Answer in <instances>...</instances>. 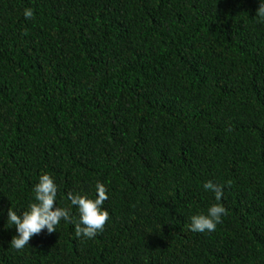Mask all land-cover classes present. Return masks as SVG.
Instances as JSON below:
<instances>
[{"label":"trees","instance_id":"trees-1","mask_svg":"<svg viewBox=\"0 0 264 264\" xmlns=\"http://www.w3.org/2000/svg\"><path fill=\"white\" fill-rule=\"evenodd\" d=\"M261 2L0 0V264H264ZM45 173L77 221L105 185L103 232L11 248ZM209 180L227 215L193 232Z\"/></svg>","mask_w":264,"mask_h":264},{"label":"clouds","instance_id":"clouds-1","mask_svg":"<svg viewBox=\"0 0 264 264\" xmlns=\"http://www.w3.org/2000/svg\"><path fill=\"white\" fill-rule=\"evenodd\" d=\"M26 19H34L35 13L32 8L24 10ZM256 17L258 22L264 23V0L260 3ZM231 186V181L226 182ZM206 191L214 193L217 203L212 204L207 213L193 215L188 228L193 232H213L217 225L222 223V217L227 215V209L219 201L224 195L225 185L214 183L209 180L203 185ZM35 202L29 205L28 210L18 215L13 208L8 210V225H14L17 235L11 240V248L22 250L29 245L31 239L41 234L45 229L49 234L56 231L61 220L75 225V235L86 238H94L98 233L103 232L110 220L109 212L103 208V204L109 199L104 184H96L97 195L94 199L79 193H68V199L72 206L79 211V221L72 215L71 208L57 207L58 186L54 178L45 173L39 178V182L33 188Z\"/></svg>","mask_w":264,"mask_h":264}]
</instances>
